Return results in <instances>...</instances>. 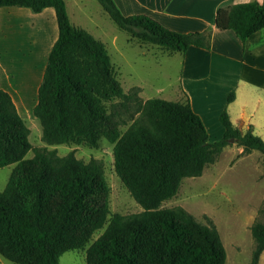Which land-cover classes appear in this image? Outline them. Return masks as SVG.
<instances>
[{
  "label": "trees",
  "instance_id": "obj_1",
  "mask_svg": "<svg viewBox=\"0 0 264 264\" xmlns=\"http://www.w3.org/2000/svg\"><path fill=\"white\" fill-rule=\"evenodd\" d=\"M98 1L120 29L141 43L168 53L212 46L211 29L178 31L147 13L126 14L115 0ZM1 6L34 12L54 7L59 33L34 106L42 138L48 144L92 147L106 138L113 143L117 174L143 209L114 213L105 227L111 211L103 161L33 146L11 93L0 87V167L16 163L0 189V253L19 264H59L61 255L73 249L86 250L87 264H225L226 247L210 216L203 223L181 205L161 204L178 193L185 177L200 176L229 145L264 154V138L254 124H235L225 108L220 114L224 134L211 141L189 98L144 99L139 85L125 91L107 44L71 21L65 0H0ZM215 24L245 41L264 29V2L222 6ZM235 97L231 90L227 101ZM122 124L128 125L125 130ZM31 149L33 156L26 157ZM251 232L250 264H260L264 220H255Z\"/></svg>",
  "mask_w": 264,
  "mask_h": 264
},
{
  "label": "rangeland",
  "instance_id": "obj_2",
  "mask_svg": "<svg viewBox=\"0 0 264 264\" xmlns=\"http://www.w3.org/2000/svg\"><path fill=\"white\" fill-rule=\"evenodd\" d=\"M65 1L71 21L89 30L107 44L118 78L125 91L139 85L142 87L141 94L144 99L158 96L169 100L186 101L189 98L188 95L179 93V89L186 88V91L190 89L196 111L205 121L210 140L222 138L224 126L220 120L221 111L227 108L235 118L240 108L239 103L233 104L230 108L227 103L229 92L236 89L235 81L231 76L242 72L241 66L233 65V59L216 56L210 60L209 56L198 55L201 63L191 74L188 66L186 68V62L189 60L185 62L183 53L167 54L166 50L157 45L141 43L132 38L127 31L117 26L98 0ZM48 9L50 10L40 17L42 23L48 28L52 27L54 20L49 15L52 11L55 17L54 23L58 27L54 7ZM27 10L30 14L33 13L30 8ZM21 14L25 18L26 15ZM0 24L3 28L0 31V50L10 49L15 54L16 48L13 44L18 41L17 30L21 27L22 39H25L28 36L27 21L18 22L16 17L14 20L7 21L3 17ZM261 33L264 42V29ZM234 35L236 34L233 31L219 34L215 37L214 43L217 48H225L228 45L229 54L232 56L240 48ZM25 43H29L28 39ZM24 49L29 51L28 46ZM4 56L6 58L5 53ZM225 60L230 62V66L223 63ZM38 62L39 60H35L37 65L35 69L27 70L30 83L27 82L24 95L20 96L21 100H14L30 129L29 138L33 146L54 148L60 155L73 151L77 157L86 161L93 157L103 161L105 176L110 185L111 211L105 227L114 213L126 214L141 211L142 206L132 196L115 170L113 143L102 138L98 146L92 147L82 143L48 144L43 140L42 125L34 114V106L38 100V89L35 85L37 79L41 78L37 68ZM212 63L216 65L215 70H210L212 75L208 76V68L204 67L212 66ZM5 66L8 68L7 63ZM18 72L24 75L26 71ZM248 85L250 91L243 90L242 97H246L249 92L260 94L264 98L263 83L250 82ZM248 105L246 113L250 114L253 112V105L251 103ZM260 108L264 114V105ZM127 126L122 124L121 129L125 130ZM240 126L246 127L243 123H240ZM242 151L243 148L237 144L225 147L218 159L208 164L200 176L185 177L178 193L161 204L162 207L181 205L203 223L207 222L206 216H210L217 224L226 247L225 264H250L255 245L251 226L255 220H264V154L258 149L252 152ZM33 154L34 151L31 149L26 157H31ZM15 164L0 167V189L5 187ZM105 227L94 233L92 241L104 231ZM86 257L85 249L68 250L61 255L59 264H87ZM0 264L19 263L9 260L0 253ZM260 264H264V252L260 258Z\"/></svg>",
  "mask_w": 264,
  "mask_h": 264
},
{
  "label": "crops",
  "instance_id": "obj_3",
  "mask_svg": "<svg viewBox=\"0 0 264 264\" xmlns=\"http://www.w3.org/2000/svg\"><path fill=\"white\" fill-rule=\"evenodd\" d=\"M118 6L126 14L131 13H147L158 20H160L164 25L171 29L178 31H202L205 29H211L212 31V46L210 49L191 45L186 52H183V56L186 62V68L191 74H193L197 65L201 62L198 60V55L209 56V59L216 56H220L223 59H233L235 66L238 64L241 66L242 72L233 74L231 78L235 81L234 85L236 87V97L233 101L228 102V107L230 108L233 104H240L239 112L235 118H233L232 113H230L231 119L235 124L240 125L243 123L244 126H248L250 123L254 124V131L264 138V114H262V105H264V98L257 93L251 94L247 93L246 97H242L241 93L243 90H249L248 84L250 82L263 83L264 84V42L262 37V30L253 33L245 41H242L240 37L234 35L237 42L240 44L239 50L234 52L230 56L229 46L226 45L225 48H217L214 43L215 37L219 34H226V32H232V29H220L215 24V16L217 10L226 5H230L237 2L251 1V0H115ZM264 2V0H258ZM51 7V6H50ZM46 7L40 12L27 10L29 7L24 6H1L0 7V20L5 17L7 21L14 20L16 17L18 22H26L28 24L27 32L28 36L22 39L23 34L21 32V27L18 28V41L14 42L13 46L16 48L13 51L0 50V87L9 91L14 100H21L23 92H25V86L30 83L29 75L27 70H33L37 65H35V60H39L38 70L40 72V77L36 82V89L43 78L44 68L47 63L48 54L53 46V43L58 37L59 29L55 25V17L52 15V11L49 14L52 17L53 23L52 27L44 25L41 20V15H43L47 10ZM32 10V9H31ZM55 10V9H54ZM24 13L26 16L21 14ZM56 16V13H55ZM21 17V18H19ZM29 17V19L27 18ZM57 19V18H56ZM26 20V21H25ZM3 24H5L3 22ZM23 24V23H22ZM2 26V24H0ZM58 26V22H57ZM3 28L0 27V31ZM231 30V31H230ZM234 32V31H233ZM233 34V33H232ZM236 34V33H235ZM29 43H25L27 39ZM28 46L29 51L27 52L24 48ZM7 48V47H6ZM14 50V49H13ZM16 51L18 53H16ZM6 58L4 56V53ZM181 53V52H180ZM16 54H19L16 55ZM167 54H174L168 53ZM15 55V57H14ZM37 55V56H36ZM7 63L8 68L5 66ZM225 65L230 66V62L223 61ZM35 65V66H33ZM3 66V67H2ZM216 66V65H215ZM215 66L204 67L210 70H215ZM32 67V68H31ZM18 71H26L25 74H18ZM245 71V72H244ZM212 75L209 72L208 76ZM207 76V75H206ZM41 79V80H40ZM33 85V84H32ZM142 88V87H141ZM179 93L187 94L194 110L196 111L195 104L193 102L192 91H186V88L179 89ZM142 92V90H141ZM142 95V94H141ZM20 98V99H19ZM146 99V98H145ZM251 103L253 105V112L250 114L246 113V108ZM223 111V110H222ZM221 111V112H222ZM197 112V111H196ZM231 112V110H230ZM198 113V112H197ZM205 122V121H204ZM206 125V124H205ZM208 130V129H207ZM241 148H243L241 146Z\"/></svg>",
  "mask_w": 264,
  "mask_h": 264
},
{
  "label": "bare ground",
  "instance_id": "obj_4",
  "mask_svg": "<svg viewBox=\"0 0 264 264\" xmlns=\"http://www.w3.org/2000/svg\"><path fill=\"white\" fill-rule=\"evenodd\" d=\"M18 55V54H17ZM3 67V66H2Z\"/></svg>",
  "mask_w": 264,
  "mask_h": 264
}]
</instances>
